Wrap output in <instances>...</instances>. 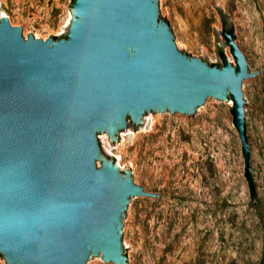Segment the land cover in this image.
<instances>
[{
	"label": "water",
	"instance_id": "1",
	"mask_svg": "<svg viewBox=\"0 0 264 264\" xmlns=\"http://www.w3.org/2000/svg\"><path fill=\"white\" fill-rule=\"evenodd\" d=\"M3 0H0L2 2ZM67 38H24L0 21V253L10 264H128L127 212L155 196L123 176L115 145L157 113L196 119L209 100L233 101L249 167L252 72L234 32L236 66L180 51L162 0H75Z\"/></svg>",
	"mask_w": 264,
	"mask_h": 264
},
{
	"label": "rangeland",
	"instance_id": "2",
	"mask_svg": "<svg viewBox=\"0 0 264 264\" xmlns=\"http://www.w3.org/2000/svg\"><path fill=\"white\" fill-rule=\"evenodd\" d=\"M75 0H3L24 38H67ZM162 21L180 51L209 65L236 66L225 32L248 57L245 98L251 195L233 101L209 100L196 119L157 113L115 145L99 137L105 159L155 196L133 199L127 212L128 264H263L264 257V0H162ZM0 264H10L0 253ZM91 264H113L101 258Z\"/></svg>",
	"mask_w": 264,
	"mask_h": 264
},
{
	"label": "trees",
	"instance_id": "3",
	"mask_svg": "<svg viewBox=\"0 0 264 264\" xmlns=\"http://www.w3.org/2000/svg\"><path fill=\"white\" fill-rule=\"evenodd\" d=\"M226 62V61H225ZM224 62V63H225ZM233 112H234V108H233ZM234 122H235V117H234ZM246 134H247V125H246ZM247 140H248V136H247ZM245 175H246V178L248 179V183H249V188H250V192H251V195L256 198L258 196V192H257V186H256V183H255V180H254V177L252 175V172H251V166H250V163H249V167H247L245 169ZM262 263L264 264V257L262 259Z\"/></svg>",
	"mask_w": 264,
	"mask_h": 264
}]
</instances>
